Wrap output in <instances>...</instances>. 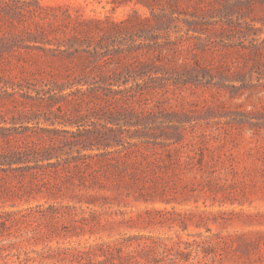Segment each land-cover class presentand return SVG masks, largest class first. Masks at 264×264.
<instances>
[{
	"label": "rangeland",
	"instance_id": "rangeland-1",
	"mask_svg": "<svg viewBox=\"0 0 264 264\" xmlns=\"http://www.w3.org/2000/svg\"><path fill=\"white\" fill-rule=\"evenodd\" d=\"M173 207L264 264V0H0V264H127L92 245Z\"/></svg>",
	"mask_w": 264,
	"mask_h": 264
},
{
	"label": "trees",
	"instance_id": "trees-1",
	"mask_svg": "<svg viewBox=\"0 0 264 264\" xmlns=\"http://www.w3.org/2000/svg\"><path fill=\"white\" fill-rule=\"evenodd\" d=\"M142 217L146 223L168 226L174 230V234L130 235L113 241H102L92 245V250H99V255L107 259L116 252H126L124 261L127 264L140 261L155 264H196L223 256V236L212 232L209 226L210 222H218L216 213L200 208L179 211L173 207L156 213L147 211ZM189 226L197 229L205 227L209 233L189 232L187 237H183L182 233Z\"/></svg>",
	"mask_w": 264,
	"mask_h": 264
}]
</instances>
